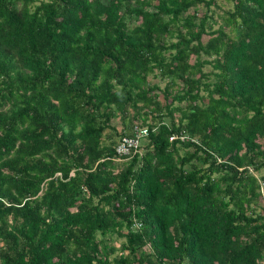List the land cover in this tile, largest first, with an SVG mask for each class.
Listing matches in <instances>:
<instances>
[{"label":"trees","instance_id":"1","mask_svg":"<svg viewBox=\"0 0 264 264\" xmlns=\"http://www.w3.org/2000/svg\"><path fill=\"white\" fill-rule=\"evenodd\" d=\"M225 1L0 0V264H264V0Z\"/></svg>","mask_w":264,"mask_h":264},{"label":"built area","instance_id":"2","mask_svg":"<svg viewBox=\"0 0 264 264\" xmlns=\"http://www.w3.org/2000/svg\"><path fill=\"white\" fill-rule=\"evenodd\" d=\"M145 134V127L133 125L131 135H123L117 140L114 146L116 156L118 158H122L124 156H129L132 152H135L138 148L140 140L145 136Z\"/></svg>","mask_w":264,"mask_h":264},{"label":"rangeland","instance_id":"3","mask_svg":"<svg viewBox=\"0 0 264 264\" xmlns=\"http://www.w3.org/2000/svg\"><path fill=\"white\" fill-rule=\"evenodd\" d=\"M228 6H229V3H228L227 1H225V0H217V7H214V6L211 7V9L213 10V17L217 20V24L220 23L219 16H221V15L223 14V11H224L225 9H227ZM218 15H219V16H218ZM217 24L215 23V24L213 25V28H215V27L217 26ZM225 30L227 31L228 34H231V36L233 35L232 32H229V29H228V28H226ZM206 38H207V37H206L205 35L202 36V40H203V41H204ZM202 70H204V71H208V70H209V66H208V65H204V66L202 67ZM210 78H211V77H210ZM153 81H156V80L153 79ZM158 83H159L160 86H162V83H161V82H158ZM111 123H112L113 125H116V127H119V126H120V123H119V121H118L117 119H113V120L111 121ZM111 135H112V137H113V140L116 142L117 139H118V136L114 135L113 133H112ZM262 189H264V185H263ZM119 241H120L119 238L117 239V238L112 237V242L117 243V242H119Z\"/></svg>","mask_w":264,"mask_h":264}]
</instances>
